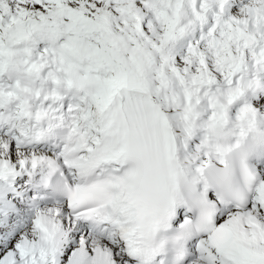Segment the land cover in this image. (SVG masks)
<instances>
[{
    "label": "snow or ice",
    "instance_id": "1",
    "mask_svg": "<svg viewBox=\"0 0 264 264\" xmlns=\"http://www.w3.org/2000/svg\"><path fill=\"white\" fill-rule=\"evenodd\" d=\"M0 264H264V0H0Z\"/></svg>",
    "mask_w": 264,
    "mask_h": 264
}]
</instances>
